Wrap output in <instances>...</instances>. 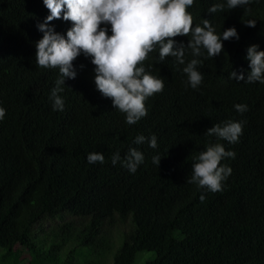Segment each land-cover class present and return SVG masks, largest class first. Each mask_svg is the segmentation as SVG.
<instances>
[{
    "label": "trees",
    "instance_id": "1",
    "mask_svg": "<svg viewBox=\"0 0 264 264\" xmlns=\"http://www.w3.org/2000/svg\"><path fill=\"white\" fill-rule=\"evenodd\" d=\"M226 3L194 0L187 8L192 27L207 19L214 34L235 27L239 40H222L214 58L201 48L197 89L175 57L159 60L156 45L142 66L164 88L145 99L147 115L129 125L96 89L94 65L83 54L73 61L75 79L66 78L58 93L64 110L54 111L50 97L59 69L35 62L43 36L37 25L50 12L43 0H0V264H81L75 250L91 246L105 254L110 241L104 225L128 216L132 228L112 264H134L141 252L154 253L143 264H264V83L230 78L232 71L247 77L248 47L264 51V0L236 9ZM216 4L225 7L209 13ZM248 20H256L255 28L245 26ZM49 26L66 37L72 24L61 17ZM101 27L111 35L110 25ZM174 39L185 44L190 60L191 33ZM236 104L247 111L238 113ZM227 121L244 122L237 143L205 134ZM139 135H155L157 147L134 143ZM215 143L235 158H222L221 166L232 172L213 193L186 180L196 157ZM130 148L144 156L134 173L123 163ZM89 153L103 154L104 163L90 164ZM154 156L161 157L159 166ZM66 215L85 223L77 229L64 222L41 237L33 233L43 219Z\"/></svg>",
    "mask_w": 264,
    "mask_h": 264
},
{
    "label": "clouds",
    "instance_id": "2",
    "mask_svg": "<svg viewBox=\"0 0 264 264\" xmlns=\"http://www.w3.org/2000/svg\"><path fill=\"white\" fill-rule=\"evenodd\" d=\"M251 0H227L228 9L249 5ZM50 12L41 24L37 25L43 33L36 43V65L44 69H59L56 87L51 91L54 101L53 110H64V100L58 95L63 92L65 79H75L76 70L73 61L83 54L91 58L94 65V83L96 89L105 98L111 99L114 108L126 114V123H137L147 115L144 101L164 88L163 81L145 72L142 66L148 54L159 45V60L172 56L179 64L184 65L183 72L188 76L191 88L197 89L202 82V70H199L203 55L201 48L207 51L208 57H216L223 49L222 40L232 38L239 40L235 27L228 28L222 37L214 34L209 20L203 21V27H192V16L187 12L194 0H43ZM224 4H216L209 8V13L224 9ZM62 19L70 21L72 27L67 30L66 37L54 31L49 23ZM245 26L255 28L256 20L244 22ZM110 25L111 35L107 27ZM192 35L187 47L192 50L190 60L186 61L185 44L177 43L175 37ZM246 59L250 71L244 74L230 73V78L245 83H264V51H258V45L247 48ZM84 65H80L83 69ZM238 113L247 111V106L236 104ZM5 110L0 108V119ZM244 122L227 121L223 126L215 124L205 132L207 136H215L218 140L230 144L237 143L242 134ZM147 140L149 147H157L155 135L146 138L139 135L134 143L142 144ZM222 158H235L233 151H226L221 143H215L201 151L192 164L191 178L187 183L196 184L200 189L210 192L222 190V181L231 174L232 169L221 166ZM120 159L119 154L112 157L113 165ZM88 162L104 163L101 153H89ZM143 154L130 148L123 161L130 172H135L143 163ZM161 157L154 156L153 163L159 166ZM204 197L201 196L203 201Z\"/></svg>",
    "mask_w": 264,
    "mask_h": 264
},
{
    "label": "rangeland",
    "instance_id": "3",
    "mask_svg": "<svg viewBox=\"0 0 264 264\" xmlns=\"http://www.w3.org/2000/svg\"><path fill=\"white\" fill-rule=\"evenodd\" d=\"M130 216L125 219V221L120 222L116 217L111 225L105 224L102 232L107 235L110 245L108 251L105 254H97L98 249L96 247H80L77 250V256L81 264L89 262V264H112V259L117 249L122 245L124 239L123 234L129 232L132 228ZM64 222H72L75 228L80 229L81 226L85 223L84 220L80 218H75L73 216L66 215L62 220L59 219H43L35 225L33 228V233L38 237H41L42 231L45 233L49 232L53 227H56ZM73 245H71L72 247ZM154 258L153 252H141L137 254L134 264H143L145 261L151 260ZM105 259V260H104ZM104 261V262H103ZM30 264V263H29Z\"/></svg>",
    "mask_w": 264,
    "mask_h": 264
}]
</instances>
